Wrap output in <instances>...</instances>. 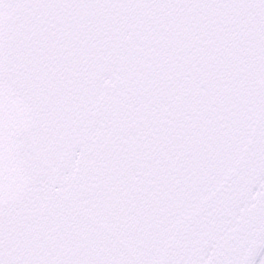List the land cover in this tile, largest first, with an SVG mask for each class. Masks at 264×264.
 Returning a JSON list of instances; mask_svg holds the SVG:
<instances>
[{"label": "snow or ice", "instance_id": "snow-or-ice-1", "mask_svg": "<svg viewBox=\"0 0 264 264\" xmlns=\"http://www.w3.org/2000/svg\"><path fill=\"white\" fill-rule=\"evenodd\" d=\"M0 264H264V0H0Z\"/></svg>", "mask_w": 264, "mask_h": 264}]
</instances>
